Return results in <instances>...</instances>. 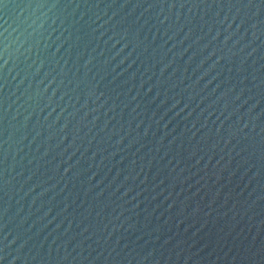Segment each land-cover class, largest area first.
Masks as SVG:
<instances>
[{
    "label": "water",
    "instance_id": "95a60500",
    "mask_svg": "<svg viewBox=\"0 0 264 264\" xmlns=\"http://www.w3.org/2000/svg\"><path fill=\"white\" fill-rule=\"evenodd\" d=\"M0 264H264V0H0Z\"/></svg>",
    "mask_w": 264,
    "mask_h": 264
}]
</instances>
